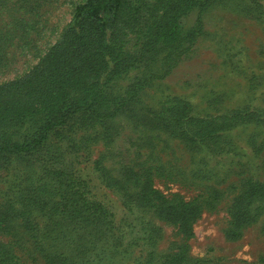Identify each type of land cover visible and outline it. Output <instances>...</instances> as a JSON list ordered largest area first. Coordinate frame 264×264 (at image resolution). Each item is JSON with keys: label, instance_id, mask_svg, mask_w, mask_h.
<instances>
[{"label": "rangeland", "instance_id": "374dc122", "mask_svg": "<svg viewBox=\"0 0 264 264\" xmlns=\"http://www.w3.org/2000/svg\"><path fill=\"white\" fill-rule=\"evenodd\" d=\"M82 1L0 0V85L40 62ZM192 5L175 49L158 45L101 81L92 110L0 159V264H264V193L251 195L264 187V0ZM42 124L9 123L0 145ZM150 175L166 197L197 200L186 224L147 195Z\"/></svg>", "mask_w": 264, "mask_h": 264}, {"label": "trees", "instance_id": "16d2710c", "mask_svg": "<svg viewBox=\"0 0 264 264\" xmlns=\"http://www.w3.org/2000/svg\"><path fill=\"white\" fill-rule=\"evenodd\" d=\"M201 2L205 0H83L78 3L70 24L40 62L22 77L0 85V141L10 138L9 123L16 122L17 130L25 125L32 127L35 122L43 123L39 133L26 136V142L0 145V159L6 153L23 154L28 148L38 147L67 115L92 110L97 97L103 96L104 85L100 83L104 79L137 66L160 44L166 47L173 46L174 42L180 44L185 37L176 39L173 35L181 17L192 4ZM53 103L58 105V114L49 119L46 107ZM13 106L23 110L15 116V111H9ZM211 129L202 128L201 138L212 135ZM151 176L147 195L165 207L180 225L186 224L200 208L197 200L166 197L152 187ZM253 188L252 196L264 193V187ZM245 219L242 216L232 226L233 237L239 235ZM182 262V256H167L159 264Z\"/></svg>", "mask_w": 264, "mask_h": 264}]
</instances>
